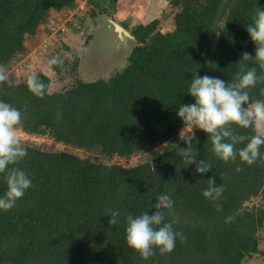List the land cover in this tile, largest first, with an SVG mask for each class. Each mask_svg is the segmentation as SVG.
<instances>
[{
  "label": "trees",
  "instance_id": "16d2710c",
  "mask_svg": "<svg viewBox=\"0 0 264 264\" xmlns=\"http://www.w3.org/2000/svg\"><path fill=\"white\" fill-rule=\"evenodd\" d=\"M76 4L0 0V70L28 49L27 41L48 23L51 10ZM92 4L93 16L120 9L119 0ZM256 4L264 6V0H170L175 29L161 31L159 18L126 26L138 44L109 77H80L71 87L51 92L50 76L32 73L46 85L42 99L29 91L28 77L18 83L8 77L0 84V101L22 113L21 129L91 153L81 156L23 143L28 155L16 167L28 173L33 187L13 209L0 211V264H243L256 253L264 256L259 235L264 203L248 206L264 199V159L251 166L239 158L224 163L198 129L191 136L196 160L212 166L201 176L195 164L187 165L179 155L187 144L178 135L188 125L177 115L179 106L194 103L188 87L195 74L230 82L239 72L242 53L254 57L246 28ZM63 30L54 39L63 41ZM257 74H262L258 66ZM250 96L264 100V82ZM236 131L250 137L256 129ZM161 143H168L163 151L134 166L99 159L128 158ZM260 151L264 157V146ZM213 176L216 186H225L215 203L202 195ZM6 190L0 175V196ZM162 194L174 201L173 209L165 210V222L187 239H177L170 254L160 255L157 249L143 260L126 244V219L151 214ZM216 203L222 210L217 211ZM111 216L118 222L110 227ZM228 216L234 217L230 223L225 222Z\"/></svg>",
  "mask_w": 264,
  "mask_h": 264
},
{
  "label": "clouds",
  "instance_id": "9594fccd",
  "mask_svg": "<svg viewBox=\"0 0 264 264\" xmlns=\"http://www.w3.org/2000/svg\"><path fill=\"white\" fill-rule=\"evenodd\" d=\"M246 31L255 45V55L243 52L239 61V72L230 82L208 75L195 74L188 87V94L194 98V103L179 106L177 115L186 125L197 128L207 134L215 156L224 163H234L239 158L241 163L248 166L264 159L261 147L264 146V100H253L250 90L257 83L264 82V6L256 4L252 22L247 24ZM246 62L256 66L248 67ZM63 61L53 57L50 65H60ZM257 66L262 74H257ZM8 81L7 74L0 70V84ZM27 87L33 95L43 98L46 85L35 75H29ZM59 117V114H58ZM22 125V113L11 104L0 101V175L6 181L7 190L0 196V211H10L23 198L26 191L33 187L28 173L16 165L28 155L19 132ZM255 128V134L249 136L239 134L236 129ZM186 148H180V157L187 165L195 164V171L201 176L212 166L205 160H196L197 149L191 146L192 138L184 139ZM237 145H244L237 149ZM240 169L237 168V171ZM207 187L202 195L213 203L219 201L225 191L224 185H215V177L206 181ZM174 201L168 194L157 197L153 205L154 211L141 213L139 216L128 215L125 227L126 244L141 259L148 260L159 250L160 255L174 251L176 240L186 242L183 233L173 229L166 221V211L172 210ZM217 211L222 205L216 203ZM234 217L225 218L230 223ZM115 216H111L108 224H117Z\"/></svg>",
  "mask_w": 264,
  "mask_h": 264
},
{
  "label": "rangeland",
  "instance_id": "374dc122",
  "mask_svg": "<svg viewBox=\"0 0 264 264\" xmlns=\"http://www.w3.org/2000/svg\"><path fill=\"white\" fill-rule=\"evenodd\" d=\"M95 0H77L75 7L70 9L67 14L56 13L50 16L49 22L42 27L38 34L27 41L28 49L17 57H15L7 67L4 68V72L9 78H14L15 81H24L32 73H45L51 78L50 91H57L63 88H69L77 82L78 78L85 77L86 79L109 77L117 69H120L125 64L128 51L124 52V56L117 60L111 61L110 64L104 65L99 61V55L104 49L92 46V39L98 24V15L93 16V4ZM103 1V0H100ZM169 1L164 4H153L152 7L140 2L139 8H130L128 4L124 8V14L121 17L104 13L105 15L117 20L124 26L132 27L139 22L148 23L153 19L159 18L161 23L159 29L163 32H168L175 29V11L169 7ZM123 3V2H122ZM125 5V3H123ZM57 16V17H55ZM122 20V21H121ZM126 27V28H127ZM59 29H64V37H57L60 32ZM63 36V33H61ZM63 43V45L61 44ZM129 45L133 46L132 43ZM120 55V54H119ZM53 57H59L64 67L60 71H56L57 65H50L49 61ZM105 58V55H101ZM106 66V67H103ZM96 73V74H94ZM197 128H193L188 125L178 135L179 139H185L194 135ZM264 132V129L260 130ZM22 143H28L39 146L44 150H69L75 152L81 156H89L86 150L67 146L63 143L56 142L50 135L42 134H30L20 128L19 132ZM168 143H161L148 152L138 153L131 157L112 156L107 157L99 155V159L107 163H120L125 166H134L139 163L152 159L157 153L163 151L167 147ZM264 203V199L257 198L249 203V207L259 206ZM261 238V249H264V228L259 232ZM243 264H264V257L257 255L253 257H247Z\"/></svg>",
  "mask_w": 264,
  "mask_h": 264
},
{
  "label": "water",
  "instance_id": "95a60500",
  "mask_svg": "<svg viewBox=\"0 0 264 264\" xmlns=\"http://www.w3.org/2000/svg\"><path fill=\"white\" fill-rule=\"evenodd\" d=\"M98 14V24L91 42L92 46L94 45L97 48L104 47L99 55V61L107 65L117 57H119L118 60L124 56V52L128 50L130 52L138 44V40L126 26L117 20L101 12H98ZM129 43H132L133 46ZM102 54L105 55L106 59L101 57ZM104 65L103 67H106ZM257 255L261 254H254V256Z\"/></svg>",
  "mask_w": 264,
  "mask_h": 264
},
{
  "label": "crops",
  "instance_id": "0c3cea01",
  "mask_svg": "<svg viewBox=\"0 0 264 264\" xmlns=\"http://www.w3.org/2000/svg\"><path fill=\"white\" fill-rule=\"evenodd\" d=\"M142 1H144V3L143 4H145L146 6L147 5H149L148 7H152L153 6V4H162V3H164V4H166L167 2H168V0H119V8L120 9H118L114 14H113V16H116L117 18L118 17H121L123 14H124V8H123V10H122V7H127V5L129 4L130 5V8H139V5H141V3L140 2H142ZM125 3V5H123V3ZM138 3H139V5H138ZM121 5H122V7H121ZM71 9V8H70ZM70 9H65V10H62V11H64L63 13H60L61 11H57V10H51V14H50V16H52V15H55L56 13H60L59 15H57V16H61V14H67L68 12H70ZM72 10V9H71ZM57 16H55V17H57ZM50 21V20H49ZM48 21V22H49ZM122 21V20H121ZM44 25H46V24H44ZM44 25H42V27L44 26ZM48 25V24H47ZM42 27H40V29L38 30V34H41L40 33V31L42 30ZM32 38V37H31Z\"/></svg>",
  "mask_w": 264,
  "mask_h": 264
}]
</instances>
